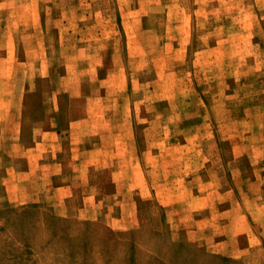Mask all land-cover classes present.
Instances as JSON below:
<instances>
[{
  "label": "rangeland",
  "instance_id": "obj_1",
  "mask_svg": "<svg viewBox=\"0 0 264 264\" xmlns=\"http://www.w3.org/2000/svg\"><path fill=\"white\" fill-rule=\"evenodd\" d=\"M9 34L38 64L0 57V112L24 68L68 64L73 84L102 63L139 165L96 219L0 188V264H264V0H0V49Z\"/></svg>",
  "mask_w": 264,
  "mask_h": 264
},
{
  "label": "crops",
  "instance_id": "obj_2",
  "mask_svg": "<svg viewBox=\"0 0 264 264\" xmlns=\"http://www.w3.org/2000/svg\"><path fill=\"white\" fill-rule=\"evenodd\" d=\"M37 7H40L39 1ZM9 37L11 41L0 49L2 65L8 62L11 65L8 67H13L7 68L9 76L18 74L22 67L38 64L26 58L25 49L20 51L15 45V36L9 34ZM39 64L32 70L24 68L16 96H10L8 91L1 99L4 110L0 112V188L3 198L19 203H52L62 214L75 209V214L92 219L111 216L112 209L108 212L102 209L103 200H113L120 204L118 208L124 209L121 201L125 199L123 193L128 188L129 177L126 179L123 168L139 165L137 147L134 145L133 151L130 142V163L122 165L123 158H118L121 157V141L117 137L121 135L122 126L130 128L132 125L130 114L120 113L116 107L123 99L116 93L106 94L105 78L98 76L103 70L102 63L94 68L96 79L93 76L89 80L70 81L73 84L67 81L71 72L68 64L60 74L55 70L58 64ZM43 66L46 67L43 69ZM11 86L14 92L15 81ZM111 104L113 108L109 109ZM11 126L13 139L9 138ZM129 180L134 181L132 188L143 187L138 172L131 173ZM130 199L132 197L128 205ZM73 201H78L77 206L69 207Z\"/></svg>",
  "mask_w": 264,
  "mask_h": 264
}]
</instances>
